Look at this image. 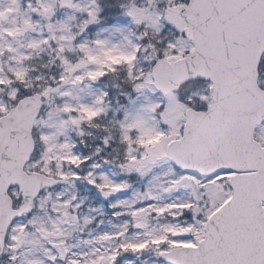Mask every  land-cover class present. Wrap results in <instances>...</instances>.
<instances>
[{"label":"snow or ice","instance_id":"6c2138e0","mask_svg":"<svg viewBox=\"0 0 264 264\" xmlns=\"http://www.w3.org/2000/svg\"><path fill=\"white\" fill-rule=\"evenodd\" d=\"M36 2L43 14L52 13V8L42 0ZM15 3L16 0H12V4ZM61 3L80 10L72 0H61ZM92 3L93 10H84L90 18L86 24L98 22L99 5L96 0ZM28 7L36 11L31 4ZM5 11L11 12L12 8L0 11V19ZM126 15L137 25L145 19L150 21L138 40L147 42L150 37H158L163 27L161 21L167 24L172 38L157 41L159 47L154 49V56L148 58L147 69L135 67L138 54L148 50L143 43L133 45L130 53H120L129 66L127 78L133 90L160 95L157 102L145 109L152 114L151 124L139 116L131 123L121 124L122 143L132 144L135 140L138 148L143 149L136 155L127 153V164L121 167L138 165L135 171L144 175L145 169L150 170L159 161L168 162L169 179L167 186H162L163 193L172 196L176 192H187L188 196L175 197L160 205L145 203V199H160L147 191L138 201L142 207L135 206V197L131 205L118 201L111 207L127 205L129 211L117 212L114 218L129 216L131 227L142 230L144 239H128L130 225L125 222L119 232L97 237L99 242L111 246L103 252L94 251L91 255H96L95 260L86 255L68 259L67 264H119L123 253L137 254L149 248L156 250L159 264H264V0H167L160 14L145 16L143 10H132ZM23 23L25 29L32 26L30 18ZM48 27L49 38L32 41L28 47L36 49L57 44L56 58L65 65L67 73H61L58 81L53 78L57 87L49 86L35 96H21L18 85L24 82L26 73L12 72L14 79L0 77V87L10 89L12 103L11 111L7 104H0V246L7 237L9 251L17 252L31 225L58 250L63 260L68 248L63 241L53 243L50 238L63 235L60 225L65 221H53L49 230L44 226L36 227L32 220L13 223L15 218L32 211L33 200L42 187L58 182L83 179L105 197L124 192L128 184H117L103 172L96 175L100 164H89L90 157L76 155L72 151L75 145L54 142L69 126L79 128L85 123L91 124L103 109L65 103L59 111L68 119L60 122L56 133H41L37 141L32 129L37 123H45L37 121L36 116L51 93L60 92L68 83L75 86L85 80L96 82L101 77L114 75L123 65H101L95 73L85 72L73 78L72 74L84 65V60L72 66L62 56L65 48L52 25ZM0 33L9 37L15 35L3 28ZM94 43L100 48L105 44L100 40ZM78 48L89 63L97 62L86 42ZM3 51L0 49V55ZM7 51L12 49L9 47ZM115 51L113 47L103 54L107 56ZM60 95L70 96L71 93L61 92ZM101 103L103 99L98 97L95 104ZM133 130L135 137L130 134ZM145 135L155 136L159 143L150 140L145 144ZM37 143L43 149L38 153ZM103 144L109 145L108 137ZM100 151L98 148L97 153ZM103 163L109 162L104 160ZM26 164L28 171H25ZM66 165L77 169L87 165L91 171L82 178L74 171L66 174ZM10 183L19 184V190L10 188ZM51 198L52 193H47L39 201L40 208ZM60 198L57 194L56 201ZM75 199L74 196L72 200L54 203L53 209L71 208L74 212L80 207L76 204L73 208ZM62 215L69 217L67 211ZM153 216L167 217V223L159 229L148 230V218ZM70 219L75 221L77 217L72 215ZM45 257L55 264V255L45 253ZM10 259L15 262L18 257L12 255ZM21 264H45V260L33 258L21 260Z\"/></svg>","mask_w":264,"mask_h":264},{"label":"rangeland","instance_id":"374dc122","mask_svg":"<svg viewBox=\"0 0 264 264\" xmlns=\"http://www.w3.org/2000/svg\"><path fill=\"white\" fill-rule=\"evenodd\" d=\"M73 4L78 6L77 8H70L68 10H58L57 0H42V2L52 8V13L45 15L42 9L37 5L36 0H16L15 4H12V0H0V11L8 8H12L9 17L5 22L0 21V28L4 30H11L15 33L14 36L9 37L6 33H0V49H3V55H0V77L13 78L11 76L12 72L25 73V68L22 64V57H27L30 54L31 48L28 47L29 43L32 41H42L48 39L50 36L49 25H52V30L58 38L60 44L65 48L62 56L66 58L72 66L80 65L81 60H84V65L78 67L77 71L74 72L73 78L77 75H83L85 72L95 73L101 65L112 66L115 63L123 65L120 53H130L131 45L133 44L132 35L133 31L128 27L130 22L132 25H136L131 18L126 15L128 11L137 10L144 11V15L149 14H160L163 12L167 0H129L127 7L122 9V12L116 20L110 24H103L102 20L96 23H87L90 19L87 10H93L95 5H93L92 0H72ZM122 2L126 0H121ZM31 4L32 8L36 9L33 12L28 5ZM96 4L100 3L96 0ZM101 10L97 12L100 13ZM31 19L32 26L30 29H25L24 20ZM150 21L145 19L141 24L142 30H144L145 25L149 24ZM163 25L161 34L155 37L154 40H150L149 43L145 44L147 51L143 54H139L140 57L145 58V66L148 65L147 60L149 57L154 56V50L158 49L159 45L157 41L171 39V33L169 32L168 26L164 21H161ZM86 25V26H85ZM84 29L83 31L81 29ZM20 31H17V30ZM60 37H64V40H59ZM100 40L105 42L103 48L97 47L94 41ZM87 43L90 50V54L96 56V63H89L84 54L80 52L78 45L81 43ZM51 43V42H50ZM151 44L152 47L149 48L148 45ZM42 50L52 51L53 58L51 65L47 66L49 70L48 74H31L26 76L22 84L18 85L20 88V95L24 96L30 94L31 91L36 90L39 93L49 86L55 88L56 83L53 82V78L56 81L59 80L60 74L65 73V65L58 60L57 44L52 43L51 47L47 45H41ZM11 48L12 51H7V48ZM115 47L117 51L111 52L110 55H104L103 53L107 50ZM70 49V50H69ZM79 51V52H78ZM25 60V59H24ZM28 60V59H27ZM25 60V62L27 61ZM138 62V64H139ZM24 63V62H23ZM144 62L141 61V64ZM14 79V78H13ZM97 82V81H96ZM96 82L91 80H85L79 85H73L68 83L60 88V92H53L47 101L43 103L42 111L37 121L43 120L45 123H37L33 128V138L38 141L41 133L43 134H54L57 132V128L62 120H67L68 116L63 112L59 111L65 103L72 106L87 105L95 107V101L98 97H102L104 90L102 87L97 86ZM9 88L0 87V104H7L9 109L12 107V103L9 100ZM61 92H69L70 96H61ZM160 99V95L152 91L144 90L143 92L134 91L133 96L127 101L123 107V113L121 118L112 120V127L109 129L106 137L111 138L113 146L122 151L121 163L117 164V171L102 169L100 168L95 172L99 175L101 172L106 174L112 181L119 184L121 182H126L128 188L122 193L112 194L106 203L96 204L92 202L88 196L89 186H85L82 190H79L76 185V181L69 180L67 182H62V184L53 190H44L39 194V197L34 201L33 209L29 215L23 216L20 219L15 220L13 223H27L32 220L36 227L44 226L51 230V224L53 221L63 220L65 221L60 225L63 235L61 236V241L68 248V259H75L81 256H86L92 260L96 259V255H91L94 251L99 249L103 252L105 248H109L111 245L107 242L101 243L97 240V237L103 233L114 234L121 230L125 222L129 223V230L127 232V238L130 240L144 239L143 231L140 229H135L131 227V218L127 215H121L119 218H114V214L117 212H127L129 211L126 205L123 208H113L111 205L116 204L118 201H127L129 205L134 203V197L136 198V207H142L138 201L141 199L142 194L150 191L154 196H158L160 199L156 201H147L145 203H156L163 205L168 203L170 199L175 197L187 198V192H176L172 196H169L162 191V186H167V180L169 176L166 175L169 169V163L165 161H159L156 166L149 169H145V174L141 175L139 172L135 171V167L138 165H128L127 167H121V165L127 164L126 154L132 153L136 155L138 152L143 151V149L138 148L133 140L132 144H125L121 141L122 135V123H131L136 117H143L145 120L152 123V114L145 111L149 104L157 102ZM125 114H127L128 119L125 120ZM72 115H76L73 113ZM116 114H114L115 116ZM86 124V123H85ZM88 124V123H87ZM81 126H84L81 125ZM76 128L69 126L64 130L62 135H58L54 141L57 145L69 142V134L78 136L83 130L82 127ZM133 137L136 136V132L130 133ZM159 141L156 140L155 136L145 135V144L148 141ZM37 148L41 151L42 147L37 143ZM138 159V157H137ZM94 162H89V164ZM97 163V162H96ZM132 168V171H129ZM85 175L91 169L86 165L81 168ZM25 171H28L27 164L25 165ZM66 174L70 172L64 171ZM99 182V181H98ZM11 188V187H10ZM16 188V187H15ZM47 193H52L51 200H48L43 209L40 208L39 201L47 196ZM57 194H60V201H56ZM76 197L72 201L73 208L76 204L80 207L74 212L71 208L63 209L57 208L53 209L54 203H63L64 201L72 200V197ZM64 211L69 213L68 218H61ZM72 215L78 216V222L73 223L70 219ZM91 221L85 224V220ZM167 217H149V228L148 230L159 229L162 225L167 223ZM38 241V243H37ZM45 253L49 255H55L51 248L47 245L46 240H42V237L35 229L30 225L26 233H24L23 243L17 252L12 253L8 248L7 237L3 249L0 250V264H21V260H31L33 258H40L45 260V264H52L50 260H47ZM124 254V253H123ZM122 254V255H123ZM16 255L18 257L17 261L13 262L10 257ZM99 255V252H97ZM56 256V255H55ZM131 258V257H130ZM157 252L153 248H149L146 251L140 252L137 256L136 261L132 259H121L119 264H156L157 263ZM61 263L57 258L55 264H67Z\"/></svg>","mask_w":264,"mask_h":264},{"label":"trees","instance_id":"16d2710c","mask_svg":"<svg viewBox=\"0 0 264 264\" xmlns=\"http://www.w3.org/2000/svg\"><path fill=\"white\" fill-rule=\"evenodd\" d=\"M49 61H50L49 55H47V56L42 55L38 59V61L35 62L34 67L39 69V71H44L45 68L47 67V64L49 63ZM29 72H31V70ZM98 133L96 135V139H94L93 135L95 133L92 132L91 130H89V132L86 134V136L84 138V141H83L84 145H81L79 143V140H76V139L73 140V145H75L74 150L77 152V155L79 154L81 156L83 153H87L89 155H94L93 153L95 151V149H94L95 146L96 147H98L99 145L102 146V143L100 142V140L102 139V136H101V134H98ZM82 147L86 148V149L81 150ZM72 169L77 170V168H74V167H72Z\"/></svg>","mask_w":264,"mask_h":264},{"label":"water","instance_id":"95a60500","mask_svg":"<svg viewBox=\"0 0 264 264\" xmlns=\"http://www.w3.org/2000/svg\"><path fill=\"white\" fill-rule=\"evenodd\" d=\"M59 6L60 7H62V3H61V0L59 1ZM66 6V5H65ZM5 15L7 14V12H5L4 13ZM36 94H33L32 96H35ZM38 116V115H37ZM36 116V117H37ZM60 182H58L57 184H55V185H52V186H50V187H48V188H52V187H54V186H56V185H58ZM10 186H18V190H19V184H14V183H10V185H9V187ZM43 188H45V187H42L41 189H40V191L43 189ZM101 195V198L102 199H105L106 197L101 193L100 194ZM17 218V217H16ZM3 246V245H2ZM2 246H0V248H2ZM52 246V245H51ZM56 252H57V254L59 255V252H58V250L57 249H55V248H53Z\"/></svg>","mask_w":264,"mask_h":264}]
</instances>
